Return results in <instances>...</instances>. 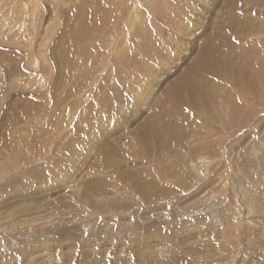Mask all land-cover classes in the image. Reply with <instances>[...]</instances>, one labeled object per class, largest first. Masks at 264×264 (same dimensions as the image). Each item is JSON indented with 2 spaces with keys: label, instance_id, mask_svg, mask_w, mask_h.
Returning a JSON list of instances; mask_svg holds the SVG:
<instances>
[{
  "label": "rangeland",
  "instance_id": "374dc122",
  "mask_svg": "<svg viewBox=\"0 0 264 264\" xmlns=\"http://www.w3.org/2000/svg\"><path fill=\"white\" fill-rule=\"evenodd\" d=\"M0 264H264V0H0Z\"/></svg>",
  "mask_w": 264,
  "mask_h": 264
},
{
  "label": "bare ground",
  "instance_id": "6f19581e",
  "mask_svg": "<svg viewBox=\"0 0 264 264\" xmlns=\"http://www.w3.org/2000/svg\"><path fill=\"white\" fill-rule=\"evenodd\" d=\"M21 28H23V26L21 25ZM207 41V40H206ZM209 42V41H208ZM210 43V42H209ZM205 44V43H204ZM203 51V50H202ZM220 51H222V50H220ZM210 52H212V51H210ZM210 52H209V54H210ZM224 53V52H223ZM201 55V54H200ZM208 55V54H207ZM217 55V54H216ZM202 56V55H201ZM200 56V57H201ZM214 56V55H213ZM212 56V57H213ZM227 56V55H226ZM211 57V58H212ZM204 58V57H203ZM216 58V57H215ZM202 60V59H201ZM207 60V59H206ZM226 60V59H225ZM199 62V61H198ZM198 62H197V64H198ZM208 62V61H207ZM213 62L215 63V61L213 60ZM213 62H212V64H213ZM217 62V61H216ZM197 64H194L192 67H190V71H188V75H186L185 77V79L184 80H181V81H177L176 83H174L173 85H174V87L171 89V91L173 90V94H176L177 95V98H179L180 97V93H181V90H185L188 94H189V101H187V103L185 104V106H183V107H188V108H190V109H192L193 111H196V112H199V113H203L204 112V106H202V105H205L206 106V103H207V99H205L206 97H204L203 95H202V91L200 92V91H198L195 87H193V86H191V80H192V77H193V74H194V71H195V69L194 68H196V67H198L197 66ZM206 65V64H205ZM207 66V65H206ZM213 66H215V64H213ZM203 67V66H202ZM202 67H201V69H202ZM210 67V66H209ZM216 67V66H215ZM221 67V66H220ZM212 68V69H211ZM204 70H206L205 68H203ZM216 68H213V67H210V70L212 71H214ZM210 70H207V71H210ZM202 71V70H201ZM200 72V71H199ZM208 73V72H207ZM211 73V72H210ZM213 73V72H212ZM211 73V74H212ZM200 74V73H199ZM202 74V73H201ZM197 75H198V72H197ZM189 77H191V79L189 78ZM183 92V91H182ZM175 95V96H176ZM194 97V98H199V99H201V100H203L205 103L204 104H202V105H200V106H198L195 102H193L192 100H191V97ZM172 99H174L173 98V96L169 93L168 95H167V102L168 101H171ZM203 103V102H202ZM163 107V106H162ZM182 107V106H181ZM209 109V108H208ZM207 109V111L208 112H210L209 110ZM206 110V109H205ZM209 115H210V113H209ZM209 115H207V116H209ZM212 116V115H211ZM214 116V115H213ZM162 117H165V116H162ZM207 118H209L210 119V117H207ZM208 119V120H209ZM211 120L213 121V118L211 117ZM156 138V137H155ZM149 149V148H148ZM152 151V150H151ZM153 152H154V150H153ZM152 156V155H151ZM107 157V156H106Z\"/></svg>",
  "mask_w": 264,
  "mask_h": 264
}]
</instances>
